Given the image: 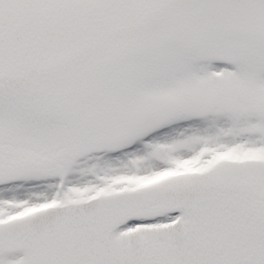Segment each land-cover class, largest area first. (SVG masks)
I'll return each mask as SVG.
<instances>
[{
    "label": "snow or ice",
    "instance_id": "6c2138e0",
    "mask_svg": "<svg viewBox=\"0 0 264 264\" xmlns=\"http://www.w3.org/2000/svg\"><path fill=\"white\" fill-rule=\"evenodd\" d=\"M0 264H264V0H0Z\"/></svg>",
    "mask_w": 264,
    "mask_h": 264
}]
</instances>
